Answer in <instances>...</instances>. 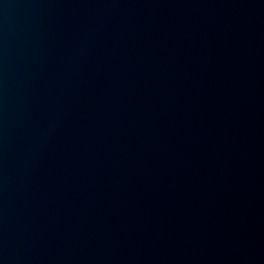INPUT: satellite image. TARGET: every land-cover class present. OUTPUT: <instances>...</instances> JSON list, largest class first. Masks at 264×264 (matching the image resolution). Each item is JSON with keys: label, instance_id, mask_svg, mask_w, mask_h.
<instances>
[{"label": "water", "instance_id": "1", "mask_svg": "<svg viewBox=\"0 0 264 264\" xmlns=\"http://www.w3.org/2000/svg\"><path fill=\"white\" fill-rule=\"evenodd\" d=\"M0 264H264V0H0Z\"/></svg>", "mask_w": 264, "mask_h": 264}]
</instances>
